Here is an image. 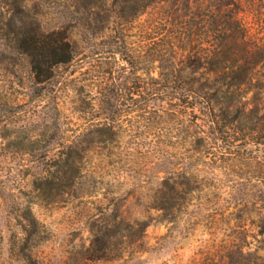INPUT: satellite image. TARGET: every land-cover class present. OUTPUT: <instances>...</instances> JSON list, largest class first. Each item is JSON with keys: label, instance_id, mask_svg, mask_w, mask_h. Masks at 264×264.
<instances>
[{"label": "trees", "instance_id": "obj_1", "mask_svg": "<svg viewBox=\"0 0 264 264\" xmlns=\"http://www.w3.org/2000/svg\"><path fill=\"white\" fill-rule=\"evenodd\" d=\"M13 1L14 12L23 13V0ZM144 2L148 9L167 0ZM215 9L196 11L174 28L168 41L153 44V61L169 54L166 61L172 72L164 77L143 82L131 70L121 68L117 57L123 56L124 48L131 52L124 47L128 45L126 39L121 38V44L115 42V52L106 59L115 57V66L100 61L93 66L98 70L82 74L84 82L99 81L98 101L106 117L101 118L95 132L110 138L101 141L107 149L115 136V153L106 155L104 161L108 169L115 171L113 181L119 186L113 197H106L113 191L103 197L109 209L113 206L114 219L91 223L93 241L85 252L86 260L108 259L114 247L118 253L115 260H123L128 246L134 247L131 257L150 252L144 249L149 223L128 222L121 213L122 201L129 194L142 195L139 188H143L148 191L146 206L161 211L169 224L163 240L173 238L181 228L190 232L204 229L205 239L191 259L194 264H264V44L248 40L243 25L221 4L217 3ZM27 26L13 35L15 48L30 60L37 87L48 92L39 98L49 102L45 107L55 112L59 129L63 115L58 104L57 70L61 66L72 68L79 61L77 46L64 33L46 34L34 23ZM151 30L155 33L158 29ZM183 63L207 71L201 77L189 76L180 70ZM85 88L75 89L78 101L73 113L78 120L90 113L93 105L83 99ZM136 112L142 113L137 117L145 124L137 122L139 126L133 131L137 136L125 141L124 119ZM64 121L71 129L57 140L58 150L48 168L24 175L7 172L0 156V198L4 191L13 192L15 179L23 176L19 185L29 186L48 201L70 194L69 190L80 185L88 166L90 149L86 144L95 141L74 130L72 119L64 117ZM147 130L158 135L148 142L139 138ZM157 169H162L165 176L154 178ZM210 175L228 178L229 184L215 181ZM24 218L29 223L25 232L34 235L36 218L31 211ZM250 220L263 237L261 253L246 251ZM30 241L27 238L19 242L20 249L28 247Z\"/></svg>", "mask_w": 264, "mask_h": 264}, {"label": "rangeland", "instance_id": "obj_2", "mask_svg": "<svg viewBox=\"0 0 264 264\" xmlns=\"http://www.w3.org/2000/svg\"><path fill=\"white\" fill-rule=\"evenodd\" d=\"M126 1L124 4L121 0H23V13L16 14L13 0H0V156L4 158L5 170L24 175L48 168L47 164L52 163L58 150L57 140L64 137L63 132L70 128L64 117L72 119L74 130L84 132L87 139L95 141L86 144L90 149L86 160L88 166L80 185L69 190L70 194L53 201L44 200L29 186L19 185L24 176L15 179L17 182L11 186L13 192L4 191L0 198V264H194L191 259L205 239L204 229L190 232L181 228L173 238L163 240L169 231V224L161 211L146 206L148 191L143 188H139L142 195L129 194L122 201L121 213L128 222L139 220L149 223L144 249L150 252L131 257L134 247L128 246L123 252V260H115L118 253L114 247L108 259H85V252L93 241L91 223L96 221L98 224L103 218L112 221L115 217L113 206L109 209V202L103 199L104 194L113 191L111 196H106L113 197L119 186L113 181L115 171L108 169L104 161L106 155L115 153V136L107 149L101 141L110 138L95 132L96 125L102 122L101 118L106 117L98 101L99 81L84 82L82 74L98 70L93 66L105 61L115 66V57L106 59L111 52H115V42L121 44V39H126L128 45L124 44V47H129L131 52L123 49V56H118L116 60L119 66L131 70L143 82L164 77L172 72L170 63L166 61L169 54L153 61V44H164L174 28L186 18L207 8L215 11L217 3L243 25L248 40L264 44V0H167L148 9L144 0ZM29 23L38 25L46 34L64 33L76 44L79 53V61L72 68L61 66L57 70L60 82L57 87L58 104L63 115L58 123L59 129L56 128L55 112L50 113L45 107L49 106V102L39 98L48 92L43 90L44 87H37L30 60L15 48L13 35L25 30ZM152 28L158 30L152 33ZM96 53L97 56L94 55ZM127 61L133 62V65H128ZM182 65L180 70L189 76L201 77L207 71ZM78 86H86L83 99L92 101L94 105L81 120L73 113L74 103L78 101L75 91ZM138 115L142 113L136 112L124 119L127 131L122 135L123 140H133L137 136V132H133L136 126L145 124ZM148 131L151 130L139 138L148 142L158 135L156 131ZM112 160L115 161V156ZM101 175H104V181ZM164 176L162 169L154 170V178ZM208 177L229 184L228 178ZM146 186L149 189L150 185ZM30 211L37 220L38 232L34 235L25 232L29 223L24 217ZM247 227L250 244L246 251L261 253L263 237L258 235L252 220ZM27 238L32 241L21 250L19 242ZM30 258L31 262H28Z\"/></svg>", "mask_w": 264, "mask_h": 264}]
</instances>
